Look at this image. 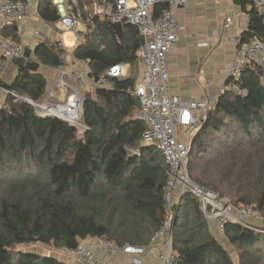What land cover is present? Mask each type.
Returning a JSON list of instances; mask_svg holds the SVG:
<instances>
[{"label": "trees", "instance_id": "trees-1", "mask_svg": "<svg viewBox=\"0 0 264 264\" xmlns=\"http://www.w3.org/2000/svg\"><path fill=\"white\" fill-rule=\"evenodd\" d=\"M241 2L252 7L241 41L264 42V14ZM41 5L42 19L56 23L50 0ZM167 8L158 4L155 15ZM92 24L81 33L84 42L74 48L75 58L89 59L96 75L115 64H135L141 44L136 28L124 25L119 41L109 21L95 17ZM5 35L20 41L16 26ZM33 53L31 62L14 61L17 76L10 84L0 81V88L32 100L43 97L47 81L40 67H59L66 51L58 42H42ZM236 82L247 94L228 91L220 97L193 140L189 174L234 206L255 205L264 213V70L245 67ZM134 85L135 78L115 80L114 90L87 94L83 138L68 123L42 118L27 102L6 94L0 110V264H66L19 252L21 245L54 243L73 250L89 238L119 247L150 245L165 221L168 166L155 146L143 143L146 125L136 117L140 101L127 92ZM198 162H206L203 169ZM174 211L173 264H234L195 196L184 194ZM225 234L245 250L243 264H256L248 262L255 252L264 254V232L228 223Z\"/></svg>", "mask_w": 264, "mask_h": 264}, {"label": "built area", "instance_id": "built-area-1", "mask_svg": "<svg viewBox=\"0 0 264 264\" xmlns=\"http://www.w3.org/2000/svg\"><path fill=\"white\" fill-rule=\"evenodd\" d=\"M41 1L0 0V73L15 60L21 59L25 63L33 61L32 57L26 56L27 50L21 41L12 35H5L11 27L16 26L21 37L23 26L31 17L40 20L50 30L61 33L62 37L72 34L75 42L73 46H67L63 38L57 41L66 53L56 69L57 77L42 98L32 100L13 92L6 93L19 100L25 98L42 118H57L68 123L76 129L78 137L83 138L88 130L83 120L87 94H96L101 89L114 90L115 80H126L130 76V65L115 64L96 75L89 59H70L68 51L84 42L75 30L84 25L89 31L95 17L107 20L111 25H130L144 39L137 50L136 61L143 69V76L127 92L140 101L139 119L146 125L143 143L155 146L168 166L164 189L165 221L149 246L119 247L106 238L95 239L94 242L85 240L76 249L64 248L61 256L67 261H63L66 264H103L96 255L101 250L112 256H130L132 264H143L147 253L157 257L156 264H173L174 209L184 194L195 196L205 219L214 222L224 232L228 223L259 231L253 222H264L262 212L254 206L236 207L229 197L195 183L189 174V157L195 136L210 112L216 108L220 97L228 91L243 96L247 94L236 82L241 71L245 67L255 66L264 70V42H242L240 37L236 58L229 72L232 82L223 86L215 96L207 95L199 101H184L170 93L168 57L181 39L173 9L185 7L188 0H50L59 15L56 23L42 19ZM245 1L255 6L260 15L264 14V0ZM163 2L168 4V8L155 15V7ZM233 22L232 16L227 17L226 26ZM75 63H82L85 69L79 71L72 68ZM56 89L58 92L60 90L62 96L58 95Z\"/></svg>", "mask_w": 264, "mask_h": 264}, {"label": "crops", "instance_id": "crops-1", "mask_svg": "<svg viewBox=\"0 0 264 264\" xmlns=\"http://www.w3.org/2000/svg\"><path fill=\"white\" fill-rule=\"evenodd\" d=\"M251 8L249 4L243 6L241 0H188L185 7L173 9L180 26L181 39L168 57L171 94L179 96L184 101H199L207 95L215 96L223 86L227 85L229 72L236 58L239 38L249 26L248 12ZM230 16L233 17L234 22L227 27L226 19ZM42 24L40 20L31 17L24 24L23 32L25 26ZM66 35H63L64 40ZM22 36L23 34L20 37L21 43ZM57 41L45 39L39 43ZM39 43H35V48ZM30 47L27 45L25 49L30 51L31 57L34 58L35 48L30 50ZM73 50L68 51L70 59ZM121 64L130 65L128 78H135V84L142 79L143 69L137 62ZM57 68L41 65L39 72L46 78V89L51 88L52 82L57 77ZM84 69L83 65V69L79 71ZM17 74L16 65L9 64L0 74V78L9 79L3 81L10 84ZM0 91H2L0 92L1 110L5 105L7 93L2 88ZM96 255L103 264H132L131 257L123 254L112 256L99 250ZM156 263L155 255L151 253L145 255L143 264Z\"/></svg>", "mask_w": 264, "mask_h": 264}, {"label": "rangeland", "instance_id": "rangeland-1", "mask_svg": "<svg viewBox=\"0 0 264 264\" xmlns=\"http://www.w3.org/2000/svg\"><path fill=\"white\" fill-rule=\"evenodd\" d=\"M58 28L61 29L60 26ZM88 32V28L85 27L84 25L78 26V28L75 30V33L78 36H81V33H86ZM63 37L61 36V33H57L55 31L50 30V27H48L45 24L42 25H32L31 27H24V32L22 36V43L24 47H27V45L31 46L30 50H33L35 48V43H39L45 39H48L49 41L51 40H61ZM64 39V38H63ZM73 52V51H72ZM71 57L73 58L74 55L71 54ZM72 68H76L78 70L83 69V65L81 63H75L74 65L71 66ZM44 68V67H42ZM1 74V73H0ZM9 81L6 78H0V81ZM3 81V82H4ZM2 92V91H0ZM56 92L58 95L62 96V93L58 92V89H56ZM94 95V94H92ZM137 118H139V115H136ZM206 163V162H205ZM205 163L198 162V165H196L197 169H203ZM256 208L255 205H252ZM262 212V211H261ZM264 215V213L262 212ZM208 222V226L212 234L215 236V238L223 244V246L228 250L230 255L233 258L234 264H243L242 259L244 258L243 253L245 250L243 248L237 247L235 245H232L229 242L228 237L226 236L225 232L220 230L217 225L214 222ZM253 224L256 226V228L259 229L260 232H264V222L261 221H255ZM94 242L95 239L89 238L87 239V242ZM81 243V242H80ZM19 252L23 253H36L42 256H51L53 258H56L58 260H64L67 261V259L63 258V255L61 256V251L64 249L62 247H59L57 245L50 244V245H44L41 243L33 244V245H21L17 246L15 248ZM249 263L250 262H257L256 264H264V254L255 252L251 257L248 259Z\"/></svg>", "mask_w": 264, "mask_h": 264}, {"label": "water", "instance_id": "water-1", "mask_svg": "<svg viewBox=\"0 0 264 264\" xmlns=\"http://www.w3.org/2000/svg\"><path fill=\"white\" fill-rule=\"evenodd\" d=\"M112 30L114 31L115 35L117 36L118 39H121L123 36V32H124V27L121 23H116V24H112L111 25ZM144 42V39L141 38V43ZM95 67L98 69L102 68L101 64L95 63ZM22 100L25 102H27V100L25 98H22Z\"/></svg>", "mask_w": 264, "mask_h": 264}, {"label": "bare ground", "instance_id": "bare-ground-1", "mask_svg": "<svg viewBox=\"0 0 264 264\" xmlns=\"http://www.w3.org/2000/svg\"><path fill=\"white\" fill-rule=\"evenodd\" d=\"M72 35V34H71ZM66 35V37H65V41H66V44H67V46H73V44H74V36L72 35Z\"/></svg>", "mask_w": 264, "mask_h": 264}]
</instances>
